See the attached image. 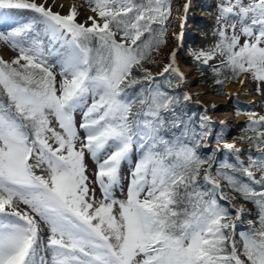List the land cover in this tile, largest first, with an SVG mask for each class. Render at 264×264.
<instances>
[{"label":"snow or ice","instance_id":"obj_1","mask_svg":"<svg viewBox=\"0 0 264 264\" xmlns=\"http://www.w3.org/2000/svg\"><path fill=\"white\" fill-rule=\"evenodd\" d=\"M46 3L0 0L4 23L32 14L0 33V42L18 49L12 61L0 60V264H264V116L246 114L251 135L241 139L258 153H246L247 165L239 160L243 150L220 134L217 148L201 152L213 122L205 116L192 126L177 117L178 98L156 83L169 72L186 80L176 61L180 47L156 76L144 67L168 40L170 0H94L91 27ZM191 3L172 37L181 44ZM259 4L264 10V0ZM225 6H217L218 19L233 15H223ZM39 25L49 55L58 57L52 63ZM214 35L223 56L211 68L214 84L246 74L259 91L264 19L231 39ZM190 55L202 66L214 58ZM86 154L96 164L100 200L89 187ZM124 164L131 165L127 190L117 199ZM240 200L255 206L254 218ZM41 221L49 228L46 243L38 236Z\"/></svg>","mask_w":264,"mask_h":264},{"label":"rangeland","instance_id":"obj_2","mask_svg":"<svg viewBox=\"0 0 264 264\" xmlns=\"http://www.w3.org/2000/svg\"><path fill=\"white\" fill-rule=\"evenodd\" d=\"M70 1L77 2L81 11L84 12L83 16L75 18L74 22L77 24H83L85 27H91L92 21L89 20V17L96 18V14L92 11V8L95 6L94 0ZM197 1L203 3V5L198 6L195 4L193 7H190V10L187 13V23L184 25L182 44H179L180 51L176 55L178 56V60L181 61L179 63L180 65H185L190 68V77H193L194 79L193 87L205 88L206 93L209 94L210 97L220 101L219 107H217L216 111L214 112L210 111L211 109L197 100L198 98L195 95L187 94L189 85H187L184 80H177L176 76L171 72L163 76L173 77L176 80V86L181 88L183 95H187L190 97L188 101L196 102L202 106L203 110L199 115V124L201 123V119L205 116H207V118H210V120L213 122L212 126H210L209 128V130L213 133V136L210 139L208 148H217L219 146L217 140L215 139V136L217 134H220L223 136V140L225 142L234 141L237 145V148L243 150V152H241L239 156V160L247 165L248 157L246 153L251 152L254 156L258 153L254 147L249 146L246 139L242 140L241 136L248 129L246 115L247 113L254 112L256 113L257 118L259 116H264V85H260L259 91H257V83L250 77H246V74H241L235 80H227L222 87H218L215 84L212 86L209 83L204 82L206 74L200 72L202 69V65L194 60L193 56L190 55V50L193 52L204 51L205 54H207L209 57H214L213 59H210L209 65L205 66L207 67V69L218 66L223 60V56L219 54V50L215 47L218 42V38L216 35H214V33L219 30L226 33L230 39L233 36H240L242 29L248 28L249 26L258 27V22L261 19H264V10L261 9L259 0H192L191 5H193L194 2ZM38 2L44 3L45 0H38ZM185 2L186 0H170L171 13L168 18V24L170 25L167 28L168 40L165 46L162 49L158 50L154 55L152 63H150L146 67V69L154 76L160 73L162 69L169 63H164L160 67V70L158 72L153 71L155 68V60H157L159 55L163 53L165 48L173 44L172 37L178 36L181 33V20L179 19V17L182 15V9ZM219 4H226L223 15H227L229 12L233 13V15L228 16L227 19H218L219 12L217 6ZM48 5L49 3L47 1L46 7H48ZM51 10L61 16H67L65 13H58L53 9ZM192 11H195V13H193ZM201 14H203L204 16H200ZM30 19L31 16L29 18H27L26 16L25 18V15L22 14L18 15V17L13 20L10 19L8 23H3L2 21H0V33H7L8 31H11L14 28L20 26L23 21ZM241 19L244 20L243 24L241 23ZM253 21H256L257 23L254 25ZM192 30H196L198 32H189ZM200 34L203 39L206 40V44L202 49H200L199 47H193ZM117 41L121 42L119 36L117 37ZM240 42L243 43V37H241ZM44 54L48 57L50 63L56 60L53 55H49L48 45L46 46V44H44ZM17 56L18 49H13L10 43L0 42V60L10 62ZM56 71L58 73L59 69H56ZM56 79L57 81H59L60 79V76L58 74L56 76ZM240 81H244V83L241 84ZM229 86H235L236 89H234L232 92H229ZM212 113H216V115L212 116ZM220 115H226V117L229 115V118L228 120H224L220 118ZM75 119L77 121V124H79L81 119L80 115L76 114ZM221 121H226V124H224L227 125L226 128H221ZM53 126H56L54 122ZM79 134L80 137L83 138L84 133L82 130ZM135 160L136 157L135 155H133L132 164L135 163ZM84 163L87 169L86 175L89 177V187L95 190V197L97 200H100L101 191L99 185L94 183L96 164L87 154L85 156ZM130 167L131 165L124 164L121 168V187L114 190V195L117 199L125 198L128 183V172ZM36 174L39 175L42 173L39 169H37ZM245 205L249 208L247 204ZM17 207L21 211L25 210V206L22 203L18 204ZM249 210L250 213H252V210L250 208ZM238 230L239 229L237 227V232ZM38 236L40 238V241H43L45 243L47 242V238L49 236V228L42 221L39 223Z\"/></svg>","mask_w":264,"mask_h":264},{"label":"bare ground","instance_id":"obj_3","mask_svg":"<svg viewBox=\"0 0 264 264\" xmlns=\"http://www.w3.org/2000/svg\"><path fill=\"white\" fill-rule=\"evenodd\" d=\"M47 1L49 3L48 7H50L51 9H53L54 11H56L58 13H65L66 15H69L70 12H74L75 13V18L81 17L84 14V12L81 11V9H80V7H79V5H78L77 2H71L70 0H47ZM194 1H196V0H194ZM246 1H251V0H246ZM195 4L198 5V6L203 5V3L197 1V2H194V4L191 5V7H193ZM192 12L195 13V11H192ZM24 15H25V18H26V16H27V18H29L30 16L32 17V14L31 13H27V14L25 13ZM200 16H204V15L201 14ZM17 17H18V15L17 16H13L10 19L13 20V19H15ZM203 22H202V24H203ZM38 28H39V30L42 33L41 39L43 40L44 44H46V46H47L49 41H48V37L43 35V25H39ZM189 32L195 33V32H198V31L192 30V31H189ZM172 43L173 44L170 45V46H168L167 48H165V50L163 51V53L161 55H159V57L157 58V60H155V68L153 70L154 72H158L160 70V67L164 63L169 62L168 54L174 48L178 47L179 44H180V42H178L175 39H173V42ZM205 44H206V40L203 39V37L200 34L199 38L195 41V44L193 45V47H199L200 49H202V48H204ZM59 48H60L59 44H55L52 47V51L55 52ZM61 51H63V50H61ZM53 57L55 59L58 58L55 55H53ZM176 61H177V64H178L179 72L182 73L184 77H186V80H184V82L187 83V85H189V90L187 91V94H193V95H195L198 98L197 100H199L200 102H202L203 104H205L206 107H208V108L211 109L210 111H212V112L216 111L217 107H219V105H220L219 104L220 101H218V100L213 99L212 97H210V95L206 93V89L205 88H203V87H193L194 79H193V77H190V68L188 66H185V65H180L179 63L181 61L178 60V56L177 55H176ZM234 89H236L235 86H229L228 87V91L229 92H232ZM212 105H216L215 109L212 108ZM214 115H216V113H212V116H214ZM220 118L221 119H224V120H228L229 115L227 117H226V115H223V116L220 115ZM223 127L226 128L227 125H224ZM227 142L228 143H234L235 144L234 141H227ZM235 146L237 148V145L236 144H235ZM45 256H46V259H49L50 260V258H51L50 257V253H46Z\"/></svg>","mask_w":264,"mask_h":264},{"label":"trees","instance_id":"obj_4","mask_svg":"<svg viewBox=\"0 0 264 264\" xmlns=\"http://www.w3.org/2000/svg\"><path fill=\"white\" fill-rule=\"evenodd\" d=\"M164 46L165 45L161 46L160 49H162ZM156 53L157 52H154L152 54V59ZM149 64L150 63H145L144 67L146 68ZM200 72L206 74L204 82H207L213 86L214 85V75L211 72V69H209V68L207 69V67L202 66V69ZM156 83L159 84L163 90L168 91L170 94H172L178 98L179 103L177 104V106L175 108V114L177 117L183 118L185 120V122L190 121L192 126H196L199 124V115L203 110L202 106L196 102H190L188 100L185 101L182 90L180 87L176 86V80L173 77H165V76L157 77ZM171 118L172 117L169 116V119H171ZM245 132H248V134L251 135V132L248 129ZM212 149H214V148H212ZM208 150H209V148H204V149H201V152H206ZM220 155L222 156L223 153H221ZM229 160H230V162H235L231 157H229ZM242 179H246V178L242 177ZM230 195H231V193H230ZM239 202L241 204H247V206H249V208L252 210V213H250V215H251V217L254 218L256 211H257L255 206L252 205L251 203L245 202L243 200H240ZM222 203H224V202L222 201ZM246 227H247L246 223L240 224L238 226V229H239L238 232L241 230H244Z\"/></svg>","mask_w":264,"mask_h":264}]
</instances>
